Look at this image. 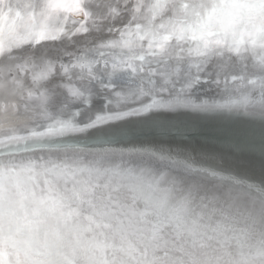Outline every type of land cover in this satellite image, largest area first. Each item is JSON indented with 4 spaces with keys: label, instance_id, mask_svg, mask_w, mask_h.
I'll return each mask as SVG.
<instances>
[{
    "label": "snow or ice",
    "instance_id": "1",
    "mask_svg": "<svg viewBox=\"0 0 264 264\" xmlns=\"http://www.w3.org/2000/svg\"><path fill=\"white\" fill-rule=\"evenodd\" d=\"M55 7L0 0V31L10 26L0 56L25 73V84L31 72V86L45 89L38 99L49 114L26 134L0 139V264H264V179L243 177L224 156L194 147L196 139H227L226 132L209 137L179 118L229 106L196 94L208 81L189 75L167 96L138 89L137 105L127 96L113 105L105 87L96 90L98 108L83 107L88 101L77 103L78 88L49 87L54 65L41 47L81 34L61 27ZM147 7L152 14L140 39L159 49L150 55L170 57L186 45L191 53L194 42L209 62L225 54L243 62L258 77L248 83L260 94L258 103L242 105L244 114L258 109L264 120V0H168L159 17L160 3ZM80 8L86 21L119 17L118 4ZM226 147L242 152L245 144L231 140ZM113 184L123 186V200Z\"/></svg>",
    "mask_w": 264,
    "mask_h": 264
},
{
    "label": "water",
    "instance_id": "2",
    "mask_svg": "<svg viewBox=\"0 0 264 264\" xmlns=\"http://www.w3.org/2000/svg\"><path fill=\"white\" fill-rule=\"evenodd\" d=\"M20 2L21 4L28 3L29 0H20ZM45 2L56 6L54 12L56 16L62 17L59 21L61 27L66 25L70 32L73 29H79L81 33L79 35L73 33L70 37L65 36L56 42H45V46L41 47L40 50L47 52L51 57L50 63L54 65L53 76L55 79L49 87L61 84L65 87L78 88L83 95L77 103H82L86 99L88 104L83 105L85 108L90 105L95 110L100 106L101 100L95 93L97 89L103 91L105 87L108 91L104 92V99L113 105L124 102L125 96H127L126 103H135L138 100L133 93L138 89L154 88L156 90L153 92L159 96L174 86L177 89L181 87L183 85L180 82L183 79L181 76H189L188 72L192 69L197 70L199 74H207L198 78L201 81H208V83L200 84L196 92L198 95L209 92L215 97L222 96L220 100L223 102L216 101L220 104L240 98L252 97L255 99L260 97L257 85L247 83L250 79H258L253 74L251 67L246 69L243 62L239 61L233 63L231 59L227 58V54L223 58L213 57L209 62L210 58L195 52L194 42L191 44L193 49L191 53L186 45L182 49H176L170 57L149 54L151 51L158 52L159 49L155 45L150 49L148 41L140 39L147 31L149 17L152 14L147 5L160 3L161 10L155 11L159 17L168 0H45ZM94 2L118 4L119 17L114 20L101 21L97 18L95 21L93 19L86 21L84 10L80 8V5ZM137 4L143 7L135 9ZM125 5L128 7L125 8ZM21 11L25 10L21 8ZM130 21L131 23H129ZM38 22L43 23L44 21L38 18ZM27 23V18H24L17 23V28H22ZM85 23H87V31L81 27ZM94 23L101 25L102 30H97L93 26ZM9 27L5 23L0 31V38L5 41L9 34ZM109 27H111V31H109ZM117 29L124 32L123 37L117 32ZM113 41H118V43H113ZM141 57L143 58L141 59ZM232 57H235V53H232ZM77 63L82 64L83 67L73 68L72 65ZM65 68L68 70L67 73H65ZM92 75H95L97 79L93 80ZM249 75H254V78ZM68 76L72 77L71 84L68 83ZM228 76L238 78L229 79ZM101 78L103 82H101ZM24 80L25 73L7 59L6 55L0 56V131H2L0 139L16 134L13 133L16 131L23 135L26 131L21 130L27 128H16L20 125L38 122L43 125L48 121L49 114L41 107L38 99L40 93L45 89L31 86V72L27 76V84L24 83ZM117 85L119 87L116 91H112L113 86ZM8 127L10 129L6 130ZM9 130L12 131L8 132ZM39 182L42 183V179ZM112 187L120 189L119 198L123 200L126 196L123 186L113 184ZM101 191L106 193L107 189ZM141 207L143 206L141 205ZM218 253L222 254L219 249Z\"/></svg>",
    "mask_w": 264,
    "mask_h": 264
},
{
    "label": "bare ground",
    "instance_id": "3",
    "mask_svg": "<svg viewBox=\"0 0 264 264\" xmlns=\"http://www.w3.org/2000/svg\"><path fill=\"white\" fill-rule=\"evenodd\" d=\"M204 74L207 75L206 73L199 74L195 69L189 70L188 72V75L196 78H199V76H204ZM220 76L225 77L224 75ZM249 76L254 78V75ZM186 77L181 76L183 79L180 82L183 83ZM228 77L229 79L238 78L234 76ZM150 90L153 92L156 89L151 88ZM164 93L167 94L169 92ZM164 93L161 95L165 96ZM161 95L156 96V98H159ZM200 96L207 97L210 100L223 102V100H220L222 96L215 97V95L212 96L209 94V92H203L200 94ZM223 98H225L224 95ZM259 100L260 97L255 99L252 97L235 99L224 104L229 106L224 110L206 113H189L179 118L197 125L201 128L202 133L209 137L216 136L220 132H226L228 134L227 139L221 138L220 140H210L208 143H203L200 139H196L193 142L194 147H196L198 150L203 149L205 151L224 156L225 165L232 171L237 172L241 176L250 180L260 181L264 179V120L261 119L258 109L256 110L255 115H245L242 108V105L245 103H258ZM137 102L138 101L127 104L137 105ZM232 102H235V104H232ZM38 125L42 124L40 122L33 124H23L16 128H27L26 130H21L27 131L31 127ZM8 129H10V127H8L6 130ZM11 131L12 130H9L8 132ZM13 133L19 135L21 134L19 131ZM231 140L243 142L245 144L244 150L242 152H229L227 150L226 144ZM37 155H39V153H37Z\"/></svg>",
    "mask_w": 264,
    "mask_h": 264
}]
</instances>
